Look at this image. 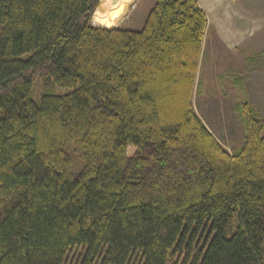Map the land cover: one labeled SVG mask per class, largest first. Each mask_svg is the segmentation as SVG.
<instances>
[{"label": "trees", "instance_id": "obj_1", "mask_svg": "<svg viewBox=\"0 0 264 264\" xmlns=\"http://www.w3.org/2000/svg\"><path fill=\"white\" fill-rule=\"evenodd\" d=\"M101 1L0 0V264H264V117L239 102L229 151L196 112L205 11L106 27Z\"/></svg>", "mask_w": 264, "mask_h": 264}, {"label": "rangeland", "instance_id": "obj_2", "mask_svg": "<svg viewBox=\"0 0 264 264\" xmlns=\"http://www.w3.org/2000/svg\"><path fill=\"white\" fill-rule=\"evenodd\" d=\"M154 2L155 0H130L123 9L110 13L101 1L100 8L96 9L92 16V21L106 27L140 29ZM221 2L223 6L217 8L218 4L214 0H200L201 5L205 6L204 10L208 8L209 10L193 103L207 127L229 151H234L244 142L246 134L244 123L235 106L247 100L256 115L259 118L264 117V24L248 20L251 13L263 14L264 5L263 0ZM232 3L235 7H230ZM235 9L237 16L242 18L237 21L234 28L237 31L251 28L252 32L254 30L255 32L250 36L247 30L246 36L243 37L244 43L230 46L226 43L225 31L230 26L229 15H232ZM231 40L234 42L233 38ZM257 48L263 49L262 52H258ZM250 52L252 55L248 54ZM45 91L61 94L68 92L69 89L53 87L50 80L41 77L33 85L34 99L38 100ZM73 157L74 171L78 172L82 162L74 154ZM4 205L5 201L0 200V210ZM236 224L237 220L234 219L233 226ZM83 256L84 248H74L67 254L65 264H80Z\"/></svg>", "mask_w": 264, "mask_h": 264}, {"label": "crops", "instance_id": "obj_3", "mask_svg": "<svg viewBox=\"0 0 264 264\" xmlns=\"http://www.w3.org/2000/svg\"><path fill=\"white\" fill-rule=\"evenodd\" d=\"M216 1V3L218 4L216 7L219 8L220 6L222 7L223 4L221 2V0H214ZM262 1V0H260ZM201 8L204 10L205 9V6L203 7L200 3V0H198ZM263 5H264V0H263ZM230 7H235L234 3L231 4ZM209 10V8L207 9ZM207 10H204L206 15H207V18H208V13H207ZM243 15V14H242ZM233 16V17H232ZM229 18H230V21H229V27L228 29L225 31V39H226V43H228V45L230 46H236V45H241L242 43L245 42V40H243V37L246 36V31L248 30L249 31V35H253V33L255 32V30L252 32L251 28H247L246 30L244 31H237L234 26H236V23L237 21H239L241 18H239L237 16V11L236 9L233 11L232 15H229ZM248 20H251V21H254L256 24H261L263 23L264 24V12L263 14L258 12V14L256 13H251L250 16L248 17ZM262 27V26H261ZM260 27V28H261ZM231 38H233L234 42H232ZM243 40V41H242ZM262 40V38L260 39ZM258 49V48H257ZM259 51L258 52H262L263 49H258ZM249 55L251 54L252 55V52L248 53Z\"/></svg>", "mask_w": 264, "mask_h": 264}, {"label": "bare ground", "instance_id": "obj_4", "mask_svg": "<svg viewBox=\"0 0 264 264\" xmlns=\"http://www.w3.org/2000/svg\"><path fill=\"white\" fill-rule=\"evenodd\" d=\"M130 1V0H129ZM128 0H118L117 2H112L111 0H102V5L105 9L114 13L124 8V6L129 2Z\"/></svg>", "mask_w": 264, "mask_h": 264}, {"label": "water", "instance_id": "obj_5", "mask_svg": "<svg viewBox=\"0 0 264 264\" xmlns=\"http://www.w3.org/2000/svg\"><path fill=\"white\" fill-rule=\"evenodd\" d=\"M118 0H113L112 2H117Z\"/></svg>", "mask_w": 264, "mask_h": 264}]
</instances>
